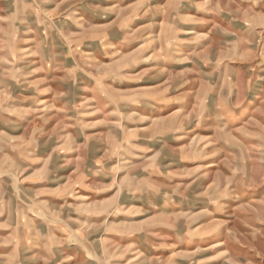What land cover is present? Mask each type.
Listing matches in <instances>:
<instances>
[{"label": "rangeland", "instance_id": "1", "mask_svg": "<svg viewBox=\"0 0 264 264\" xmlns=\"http://www.w3.org/2000/svg\"><path fill=\"white\" fill-rule=\"evenodd\" d=\"M0 264H264V0H0Z\"/></svg>", "mask_w": 264, "mask_h": 264}]
</instances>
